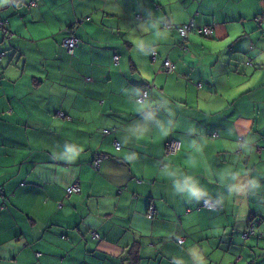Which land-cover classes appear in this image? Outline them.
Listing matches in <instances>:
<instances>
[{"label":"crops","instance_id":"crops-1","mask_svg":"<svg viewBox=\"0 0 264 264\" xmlns=\"http://www.w3.org/2000/svg\"><path fill=\"white\" fill-rule=\"evenodd\" d=\"M261 12L264 0L0 3V264H129L136 242L138 264H264Z\"/></svg>","mask_w":264,"mask_h":264},{"label":"built area","instance_id":"built-area-1","mask_svg":"<svg viewBox=\"0 0 264 264\" xmlns=\"http://www.w3.org/2000/svg\"><path fill=\"white\" fill-rule=\"evenodd\" d=\"M255 20L257 21V23L260 25V26H263L264 27V12H261L259 13L258 15H256L255 17ZM193 27V21H190L189 23L187 24H184L183 26H181L179 28V31H180V34L183 38H185L188 34V31ZM7 28H6V25H5V22L3 20L0 19V31H6ZM198 32L201 33V34H204V35H210L211 32H212V29L209 27V26H203V27H200L198 28ZM79 43V39L73 35V34H70L68 36H66L64 39H63V44L64 46L72 51V49L77 46ZM152 57L153 59L156 58V55H155V52L152 53ZM114 59L115 60H118V55H115L114 56ZM251 61H247V64H250ZM163 69L166 71V72H170V71H173L175 69V64L172 60L166 58L164 61H163ZM151 86L148 85L146 87H143L139 94L137 95L136 99L138 101H144L146 98L149 97V90H150ZM60 115H63L62 112L59 113ZM105 132H109L108 129L105 130ZM213 136H216L217 133L214 132L212 134ZM180 147V141L178 139H175V138H171L168 142H167V145H166V150L167 152H173V151H176L178 148ZM107 154H104V153H98L95 155L94 157V160L92 162L93 166L95 168H98L99 167V163H100V160L103 158V157H106ZM66 191H67V194H72V193H75V192H79L80 191V185L78 182H74L70 185H68L66 187ZM203 205L208 207V208H213L215 207V204H213L212 202H210L209 200L207 199H204L203 200ZM154 209H153V206L150 207L149 209V213L148 215L151 216L152 213H153ZM248 232H251L253 233V228L251 226V228L248 230ZM248 232L245 233V235H248ZM93 234L98 237V234L94 231ZM179 241H182V238H179Z\"/></svg>","mask_w":264,"mask_h":264},{"label":"trees","instance_id":"trees-1","mask_svg":"<svg viewBox=\"0 0 264 264\" xmlns=\"http://www.w3.org/2000/svg\"><path fill=\"white\" fill-rule=\"evenodd\" d=\"M213 136V135H212ZM180 145H181V143H180ZM180 148V147H179ZM178 148V149H179ZM177 149V150H178ZM174 152V151H173ZM151 206H153V205H150L149 206V209H150V207ZM202 206H204L203 205V201H202ZM204 207H206V206H204ZM216 207V206H215ZM215 207H213V208H215ZM208 208V207H207ZM149 209H148V212H147V214L149 213ZM153 209H154V206H153ZM211 209V208H210ZM153 213H154V211H153ZM152 213V214H153ZM152 216V215H151ZM253 224H251L249 227H248V229L246 230V231H244L243 233H242V236H243V238H246V237H248L250 234H253L254 233V227L252 226ZM251 226H252V228H253V233H251V232H248V230L251 228ZM246 232H248V235H245V233ZM179 240V239H178ZM180 243L181 242H183V240L182 241H179ZM138 248H139V246H138V242H136L135 244H134V246H133V248H132V251L130 252V262H129V264H138V261H139V254H138Z\"/></svg>","mask_w":264,"mask_h":264},{"label":"snow or ice","instance_id":"snow-or-ice-1","mask_svg":"<svg viewBox=\"0 0 264 264\" xmlns=\"http://www.w3.org/2000/svg\"><path fill=\"white\" fill-rule=\"evenodd\" d=\"M0 3H6V0H0Z\"/></svg>","mask_w":264,"mask_h":264},{"label":"rangeland","instance_id":"rangeland-1","mask_svg":"<svg viewBox=\"0 0 264 264\" xmlns=\"http://www.w3.org/2000/svg\"><path fill=\"white\" fill-rule=\"evenodd\" d=\"M0 42H2V41H0ZM1 50V49H0Z\"/></svg>","mask_w":264,"mask_h":264}]
</instances>
